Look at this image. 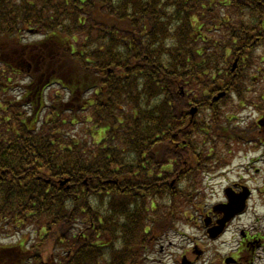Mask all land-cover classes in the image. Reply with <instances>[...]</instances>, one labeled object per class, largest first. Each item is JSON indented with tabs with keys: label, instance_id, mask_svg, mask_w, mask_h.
Here are the masks:
<instances>
[{
	"label": "trees",
	"instance_id": "16d2710c",
	"mask_svg": "<svg viewBox=\"0 0 264 264\" xmlns=\"http://www.w3.org/2000/svg\"><path fill=\"white\" fill-rule=\"evenodd\" d=\"M263 45L264 0H0V234L37 233L0 264L141 261L240 139L213 97Z\"/></svg>",
	"mask_w": 264,
	"mask_h": 264
},
{
	"label": "flooded vegetation",
	"instance_id": "af4514ba",
	"mask_svg": "<svg viewBox=\"0 0 264 264\" xmlns=\"http://www.w3.org/2000/svg\"><path fill=\"white\" fill-rule=\"evenodd\" d=\"M261 122L264 123V119ZM263 126L259 122L257 136L252 141L245 144L242 135L237 145L239 158L247 159L252 152L259 153L256 158L244 164L242 161L234 168L230 167L233 162L227 159L217 162L214 170L226 166L219 175L228 176L233 171L236 177L223 188L222 195L212 193L215 197L212 204L194 208L188 217L194 229L193 236L181 243L171 264H264ZM240 193L242 195H238ZM229 196L235 201L242 197L244 206L234 218L223 223Z\"/></svg>",
	"mask_w": 264,
	"mask_h": 264
},
{
	"label": "rangeland",
	"instance_id": "374dc122",
	"mask_svg": "<svg viewBox=\"0 0 264 264\" xmlns=\"http://www.w3.org/2000/svg\"><path fill=\"white\" fill-rule=\"evenodd\" d=\"M256 54L260 55V56L261 55L264 56V45L261 46L260 48H257ZM257 61H258V59H257ZM258 66L260 67V68L258 67V69L249 67V68H246L243 70L244 76H246L248 78H251V76H253V75L258 76V79H249L248 80V85H246V87H249V91H247L245 93V94H248L247 99H255L257 96V93L259 94L260 92H264V61L260 62L258 64ZM251 80H254L256 83L254 85H251L250 84ZM229 95H230V97L227 100H225L222 103V106L220 107L222 110H224L223 113L225 112L228 116L233 115V113L234 114L240 113V115L243 116V121L246 122L244 124L248 123V125L251 126L252 123L257 120L258 113H254V111L250 108L246 109L245 107H243V109H242L240 106L237 105V100H241V99H239L240 97L236 98L232 94H229ZM256 100H247L248 105H251L253 108L256 109V107H254L251 104V101L256 102ZM254 102H253V104H254ZM244 109H246V110H244ZM244 124H243V126H244ZM245 128H249V127L246 125ZM218 152H219L218 155L221 154V157L226 155L225 152H221V153H220V151H218ZM258 154L259 153L252 152L248 155L247 159H241L238 156L239 154L236 153L234 156V159L231 161V163L232 162L233 163L230 165V167L234 168L237 166V164H239L242 161H243V164L247 163L249 161V159L251 160L252 158H256V156ZM231 156H233V155L231 154L229 157H231ZM216 164H217V162L211 168V170H212L211 175L213 173H215L214 168H215ZM227 175L230 178L236 177V173L233 171L229 172ZM226 183H227V179H221L220 177H218L216 175L210 180V182L208 184V186H209L208 191H210L212 189V187L214 189H217L218 191H220V189H222V187ZM213 185H215V186H213ZM214 199L215 198H213L212 200H214ZM203 200L204 199H199L200 202H202ZM179 225H181V227ZM179 225H178L179 232L178 233H172V235H171L170 240H172L174 242V244H172V246H169V244H166V245L165 244L161 245L160 243L156 244V246L152 247V249L146 254V257H147L146 262L147 263L161 264L160 262H158L159 258H160L159 256H161V254H164L166 252H174V253L177 252L176 245L179 244L181 241L183 242L184 238L192 236L191 233L194 232L193 228H191L188 225H184L182 223ZM5 231L7 234H0V243H3L4 245L5 244H16V243H19L18 242V241H20L19 239L22 238V239L27 241V243L29 245L28 247H31V248H29V251L32 252L34 250V246L32 247V245H34L33 243H36V240H37L36 234L37 233L35 232V230L32 227H29L28 229L22 231V234H20L17 231L15 233L14 227L6 228ZM8 233H10V234H8ZM35 246H36V248L39 247L38 245H35ZM161 246H163L165 248V251H163V252L161 251ZM40 248L44 249V251H45L43 259H48V257L51 258L59 250L57 247H56L57 249L54 248V245L51 243L48 244V246L46 248H44L43 246ZM155 261H157V262H155ZM139 264H141V262H139Z\"/></svg>",
	"mask_w": 264,
	"mask_h": 264
},
{
	"label": "water",
	"instance_id": "95a60500",
	"mask_svg": "<svg viewBox=\"0 0 264 264\" xmlns=\"http://www.w3.org/2000/svg\"><path fill=\"white\" fill-rule=\"evenodd\" d=\"M222 94H223V93H222ZM193 111H194V110H193ZM237 207H238V209H237V210H239L240 204H238V205H237Z\"/></svg>",
	"mask_w": 264,
	"mask_h": 264
}]
</instances>
